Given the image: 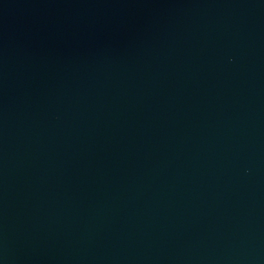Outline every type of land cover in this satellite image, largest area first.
Returning a JSON list of instances; mask_svg holds the SVG:
<instances>
[{
	"label": "water",
	"instance_id": "95a60500",
	"mask_svg": "<svg viewBox=\"0 0 264 264\" xmlns=\"http://www.w3.org/2000/svg\"><path fill=\"white\" fill-rule=\"evenodd\" d=\"M0 264H264V0H0Z\"/></svg>",
	"mask_w": 264,
	"mask_h": 264
}]
</instances>
